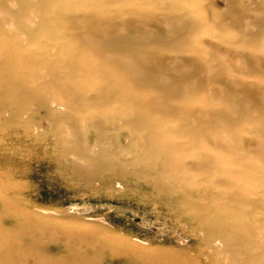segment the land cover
<instances>
[{
  "label": "rangeland",
  "instance_id": "obj_1",
  "mask_svg": "<svg viewBox=\"0 0 264 264\" xmlns=\"http://www.w3.org/2000/svg\"><path fill=\"white\" fill-rule=\"evenodd\" d=\"M0 264H264V0H0Z\"/></svg>",
  "mask_w": 264,
  "mask_h": 264
}]
</instances>
